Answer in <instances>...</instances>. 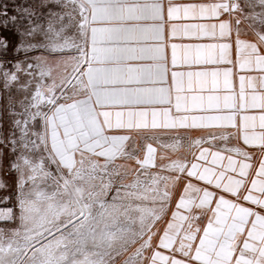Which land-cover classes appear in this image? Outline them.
<instances>
[{
    "label": "snow or ice",
    "instance_id": "snow-or-ice-1",
    "mask_svg": "<svg viewBox=\"0 0 264 264\" xmlns=\"http://www.w3.org/2000/svg\"><path fill=\"white\" fill-rule=\"evenodd\" d=\"M0 264H264V0H0Z\"/></svg>",
    "mask_w": 264,
    "mask_h": 264
}]
</instances>
